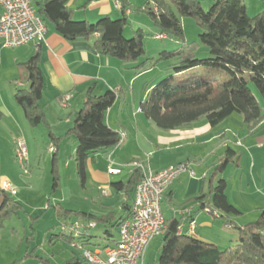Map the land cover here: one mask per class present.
Here are the masks:
<instances>
[{"label":"trees","instance_id":"1","mask_svg":"<svg viewBox=\"0 0 264 264\" xmlns=\"http://www.w3.org/2000/svg\"><path fill=\"white\" fill-rule=\"evenodd\" d=\"M70 1L31 0V4L36 16L65 40L96 36L93 44L95 51L115 58L124 65L137 64L145 57L142 46L144 32L140 28L133 31L131 39L123 37V29L128 23L126 11L143 13L160 36L171 38L179 44L175 50L159 53V60L175 61L169 70L178 76L196 67L207 70L202 76H190L176 82L171 75L148 91L144 100L139 103V110L157 128L163 131L187 128L202 118L211 128H216L232 114H238L242 117L243 125L253 133L264 122V112L253 95L254 90L264 103V9L251 17L242 0H215L206 11L198 0H146L140 7H133L127 0H116L120 13L118 19L104 17L89 23L73 20V10L68 5ZM186 17L193 19L202 32L198 35L199 44L184 40L179 18ZM199 45L207 51L204 59L196 58ZM38 57V54H34L27 62L18 65L19 80L26 81L28 87L17 88L14 100L31 127L42 123L47 126L52 147H56L64 138H75L76 170L84 186L88 158L98 152L113 149L120 143V135L111 130L105 120L117 95L107 91L96 96L93 86L88 88L81 108L73 116L72 127L63 137H55L48 127L44 110L39 105L44 80L38 66ZM149 61L150 59L141 61L133 70L138 74L147 72L145 65ZM1 117L0 113V120ZM237 157L236 152L227 148L224 157L215 167L216 173H221ZM52 173L55 175L54 169ZM141 176L140 169L134 167L124 182L110 184L114 192L121 193L124 197L121 203L123 214L119 217L114 212L102 217L66 209L57 212L58 220L66 230L50 236L59 238L72 247L75 244L77 248H74L79 253V258H73L64 264H85L82 251H92L99 247L97 242L91 241L94 237L67 231V228H73L75 224L79 227L81 225V229H89V224L101 225V238L114 245L118 242L115 240V232L130 218L134 190ZM1 183L0 179V230L11 217L22 211L21 204L2 190ZM55 186L56 184L53 187ZM226 189L227 181L220 178L215 186H210L207 195L201 194L194 200L200 201L202 208L211 213L220 212L221 218L238 216L240 212L227 200ZM206 197L209 201L204 205L202 203ZM227 218L223 221L224 225H232L233 222ZM164 224L155 264H264V211L256 221L243 227L235 226L237 240L224 250L178 232L180 224L175 218L164 220ZM52 237L49 238V243ZM25 254V258H35L38 264H51L44 257L34 256L33 250H27Z\"/></svg>","mask_w":264,"mask_h":264},{"label":"crops","instance_id":"2","mask_svg":"<svg viewBox=\"0 0 264 264\" xmlns=\"http://www.w3.org/2000/svg\"><path fill=\"white\" fill-rule=\"evenodd\" d=\"M242 1L248 11L246 1ZM84 3L87 4L83 6ZM68 5L73 10V20L76 21L94 23L104 17L112 19V16L119 13V5L116 0H71ZM248 6L253 7L255 9L254 12L259 13L264 9V0H249ZM1 12L0 8V14ZM126 15L127 18L131 16V11H126ZM95 39L96 36L88 39L67 41L57 34L51 26H47L45 40L39 44L29 43L18 48L9 49L3 47L2 40L0 39V113L2 115L0 128L3 127L6 134L12 136V148L17 141L27 140L28 130L25 124V117L21 108L14 100V92L17 88L28 87L26 81L19 80L18 65L27 62L34 54H38L39 56L38 66L44 80L39 105L43 108L47 120L53 126L51 133L55 137H63L72 127L73 116L81 108L88 88L93 86L96 96H101L107 91L115 92L117 95L116 100L107 111L105 120L111 130L118 134H124V139L117 147L98 152L88 158V165L85 171V184L88 183V186L97 192L99 198L104 197L107 201L103 200L102 202L100 200L96 207L97 209H95L96 211L83 212L97 217L114 212L119 217L123 214L121 203L124 201V197L123 194L114 192L110 184L117 181L124 182L127 179L129 173L134 168L128 165L136 161L134 158L136 153L141 152V146L139 147L137 142L139 140L138 137H141L142 128L139 126H147L149 121L142 116L139 107L137 110H133V84L137 77L145 76L148 73L138 74L133 70V65H124L115 58L98 54L93 46ZM148 86L147 84L144 85L142 100L140 102L144 100L148 93ZM128 92L130 95L124 96V93ZM65 95H70V99L67 106L63 108L60 106L59 101ZM122 97L123 100L121 101ZM133 115L136 117L137 122H133ZM127 121L129 127L124 126V123ZM216 128H211L207 121L202 118L187 128L173 130L168 134L160 136V145H155V150L150 151L147 155L153 157L162 154L158 159L161 164L149 166L150 164L147 162L145 165L153 172L162 171L183 162L188 164L189 167L200 168V162L195 159V156H188L187 153H182L180 150L185 146L190 147L191 145L189 144H194L195 142L199 145L203 146L206 144L207 146L214 142L217 137L222 140L224 134L217 135L213 132V129ZM128 136H130V140ZM68 138L74 139V142H71V151L73 149L74 153L71 154H75L76 141L73 136H70L62 139L56 147H52V145L49 147L53 149L54 156L59 153L60 147L65 145L64 142ZM141 138L143 141L144 138ZM201 139L204 141H201ZM130 144H134L133 147H130ZM257 147H260V145H257ZM208 150L212 149H207V154L211 153ZM170 153H176L175 161H169V158L173 157ZM190 157H193V159L190 160ZM165 158L168 161L163 163L162 160ZM211 166H214V163ZM110 169L118 170L119 173L115 175L108 174V170ZM123 169L126 170L125 179H122V175L124 174ZM207 170L208 168L201 170L200 176H197L196 173L194 176L184 173L176 179L166 191V195H164L162 201V204L166 203L169 207V213L162 212V215L164 220L177 219L180 224L181 233L213 244L221 250L220 247L227 248L228 244L232 242L233 238L231 239V235L233 232L236 233L234 230L236 225L231 217L221 218L222 214L220 212L213 211L211 213L208 209L202 208L200 201L194 200L201 194L207 195L210 186H213L212 182L216 178L215 168L209 178L208 191H206L205 180L208 176ZM88 171L90 177H88ZM1 181L6 182L4 180ZM12 196L15 197V195ZM176 199L179 202V207L176 210H172L170 205ZM207 201H209V198L206 197L202 204L205 205ZM225 218L233 222L232 225H224L223 221ZM69 228H67V231L71 230L72 227ZM118 231L115 234L116 241L119 239ZM80 233L94 237L91 241L99 244V247H96L92 251H102L107 247L114 246L112 242L101 238L103 236L101 225L95 224L92 228L80 229ZM51 235L54 236L55 234ZM59 242L63 241L53 237L51 243L48 242L50 249L47 248V251L50 255H46L44 258L48 259L51 264H64L73 258H79L78 251L71 244H65V247L61 248L57 245ZM159 250L157 256H159ZM12 254L14 253H11L9 250L4 255H0V264H10L11 262L12 264H23V257L21 260H18L19 255L14 254V257ZM142 261L143 259L138 264H142Z\"/></svg>","mask_w":264,"mask_h":264},{"label":"rangeland","instance_id":"3","mask_svg":"<svg viewBox=\"0 0 264 264\" xmlns=\"http://www.w3.org/2000/svg\"><path fill=\"white\" fill-rule=\"evenodd\" d=\"M145 1L127 0L133 7H140ZM198 1L201 3L203 10L206 11L208 6L215 0ZM245 1L248 9V11L246 10L247 14L251 17L256 15L258 12H254L255 9L248 6L249 0ZM130 11L131 16L127 18L128 23L123 29V37L126 40L131 39L133 31L140 28L144 32L142 46L145 51V57L140 62L150 59L145 65V68L148 69L146 72L148 74L137 77L133 84V110H137L139 102L142 100V89L145 84L149 85L147 90L150 91L154 85L171 75L174 76V82H176L185 80L190 76H202L207 70L202 67H196L179 76L174 71L169 70L175 61L159 60V53L161 51L175 50L179 44L171 38L161 40L155 38L160 34L151 26L149 18L143 13ZM119 17L120 13H117V15L112 16V20H116ZM179 21L185 42L199 44L198 35L202 32L193 19L186 17L179 18ZM206 57L207 51L199 45L196 58L204 59ZM137 64H133V67H136ZM124 94V96L130 95L129 92ZM253 95L264 112V103L261 97L254 90ZM134 121L137 122L136 117L133 115ZM25 124L28 136L27 140H21L26 144L28 156L27 162L23 166L15 159V146L13 145L12 148V136H8L3 127L0 128V179L6 181L5 183L7 184L9 183L11 188L14 189V199L22 206V211L11 217L5 223V227L0 230V255H4L10 250L11 253L19 255L18 260L23 257V264H38L35 258H24L25 251L33 250L34 256L40 257L50 255L47 251V248L50 249L48 247L50 235H56L60 230H64V226H61L62 224L58 220L57 212L62 209L81 212L94 211L97 209L96 207L100 200L103 202L105 199L104 197H101L102 199L99 198L97 192L93 191L88 186V183L82 186L76 170L75 154H71L74 153L73 149L71 151V142H74L73 138H68L64 142L65 145L60 147L59 153L55 155V163H53L54 154L53 149L50 150L49 148L51 142L48 138L47 126L42 123L37 127H31L26 119ZM47 124L51 131L53 126L49 120H47ZM124 126L129 127L128 121L124 123ZM139 127L142 128L140 135L145 141L138 137L139 140L137 142L138 146H141V152L136 153L134 157L136 161L128 166L133 168L135 164L147 167L145 165L147 162L150 164L149 166L161 164L158 159L162 154L153 157L147 154L155 150V145H160L159 137L168 134L170 131H163L150 122L147 126ZM213 132L217 135L224 134V138L221 140L217 137L214 142L207 146L206 144L202 146L195 142L194 144H189L191 145L190 147L185 146L180 151L187 153L188 156H195V159L200 162V168L198 169L190 166L197 176H200L201 170L208 168V176L205 180L206 191H208L209 178L220 162L221 157L224 156L226 147L237 153L238 159L233 160L237 164L229 162L221 173H216V178H214V181L212 180V185L215 186L220 178H224L227 181L226 196L228 201L240 212L239 216L231 217V219L237 227L245 226L256 221L261 212L264 211V122L257 131L250 133L248 128L243 125L242 117L238 114H232L216 129H213ZM128 139H131L130 136H128ZM201 141L204 140L201 139ZM134 144L129 146L133 147ZM223 145L225 147L222 148ZM257 145H260V147H257ZM209 148L212 150H208L211 153L207 154V149ZM170 154L173 157L169 158V161H175L176 153ZM192 159L193 157H190V160ZM162 161L164 163L168 160L165 158ZM213 163L214 166H211ZM87 165L88 163L86 162ZM53 169L55 170V175L52 173ZM122 171L124 172L122 179H125L126 170L123 169ZM87 174L90 177L89 171ZM55 184L56 186L53 187ZM111 193L113 192L111 191ZM170 206L172 210H176L179 207L178 200H173ZM161 209L163 213H169V207L166 203L162 204ZM231 239L232 242L228 244V247L234 245L237 240L235 232L232 233ZM160 243L161 237H157L147 246L142 264H155ZM65 244L67 243H57L61 248H64ZM220 248L221 250L225 249Z\"/></svg>","mask_w":264,"mask_h":264},{"label":"built area","instance_id":"4","mask_svg":"<svg viewBox=\"0 0 264 264\" xmlns=\"http://www.w3.org/2000/svg\"><path fill=\"white\" fill-rule=\"evenodd\" d=\"M0 39L3 47L14 49L29 43L39 44L44 42L47 26L36 16L31 0H0ZM159 40L164 36L155 37ZM70 95H65L59 101L65 108ZM120 143L124 134L120 135ZM52 150V149H50ZM27 149L23 141L15 143V159L23 166L27 162ZM140 169L141 178L134 190L130 210V218L119 228L118 242L102 251H82L85 264H138L143 257L150 242L160 237L165 229L164 218L161 211L163 196L170 185L182 174L194 176L188 164L180 163L170 166L162 171L153 172L144 165H135ZM118 170H108V174H118ZM3 191L15 195L14 189L5 182L1 183ZM193 225V224H191ZM94 225L89 224L92 228ZM78 224L73 227L75 235H79ZM178 232H181L179 227ZM74 247L77 248L75 244Z\"/></svg>","mask_w":264,"mask_h":264}]
</instances>
